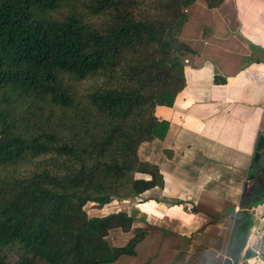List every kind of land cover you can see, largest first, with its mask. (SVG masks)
Masks as SVG:
<instances>
[{"label":"trees","instance_id":"obj_1","mask_svg":"<svg viewBox=\"0 0 264 264\" xmlns=\"http://www.w3.org/2000/svg\"><path fill=\"white\" fill-rule=\"evenodd\" d=\"M197 1L0 0V264H119L134 254L148 233L134 213L85 207L163 186L138 151L169 129L156 108L186 85L197 50L179 34ZM263 192L243 193L236 224L244 214L252 225ZM116 229L134 234L113 245Z\"/></svg>","mask_w":264,"mask_h":264},{"label":"crops","instance_id":"obj_2","mask_svg":"<svg viewBox=\"0 0 264 264\" xmlns=\"http://www.w3.org/2000/svg\"><path fill=\"white\" fill-rule=\"evenodd\" d=\"M234 1L235 14L223 13L235 20V39H230L234 52L225 55L218 47L213 59L206 52L214 45L209 38L198 45L185 40L197 50L185 62L186 85L173 106L156 108L159 118L170 121L167 134L139 146L140 158L158 165L163 186L121 200L119 209L114 200L109 204L114 208L105 205L101 214L93 215L125 210L134 213L135 226L147 228L134 254L122 255L118 262L216 264L223 259L222 264H251L260 259L264 264V242L262 249L256 225L242 251L238 240L251 224L244 214L236 224L243 193L264 191V147L254 160L258 139L264 137V0ZM190 20L188 15L185 24ZM261 206L264 203L256 207L252 223ZM254 244L263 257L255 256Z\"/></svg>","mask_w":264,"mask_h":264},{"label":"rangeland","instance_id":"obj_3","mask_svg":"<svg viewBox=\"0 0 264 264\" xmlns=\"http://www.w3.org/2000/svg\"><path fill=\"white\" fill-rule=\"evenodd\" d=\"M230 3H233L234 5L231 6ZM229 11L230 13L235 14L234 13L235 12V1L234 0L225 5L221 3L217 9L209 8L206 4V0H198L194 4V6L190 7V9L188 10V14L190 15L191 20L188 24H185L182 27L181 32L179 34L180 39L184 41L189 40V42H191L192 44L198 45L200 43L201 44L205 43L203 42L204 41L203 38H209V40H211L214 43V45L211 47L212 51H210V49H206L207 55L210 58H213V56H216V53H218V47H221V49L219 50H223V53H225V55H230L229 53H232L235 50V47L230 45L231 43L230 39L232 38L235 39V36H234L235 35V20L233 19L232 16H228L229 19H226L225 16L223 15V13L225 15L228 14ZM204 13H207L209 16H203ZM217 14L218 15L222 14V16H218ZM211 37H213V39ZM223 39H224L223 45L218 46L220 41ZM227 44L229 47L227 48V51H226ZM90 84H91V81H88V82H84L82 86L88 87ZM45 158H48V157H42L40 159H36L32 163L21 166L18 169L11 168L10 170L14 172H17V171L20 172V171L37 168L40 166V164H43L45 162ZM111 203L112 202L106 205H109ZM114 205H109L108 209H112L114 207L119 209L120 206H122L123 204L121 203V200H118V203ZM103 207H98L95 203L89 202L87 203L85 208L89 215H95V214H101L102 212L100 209ZM258 217L259 218L256 219L255 222L252 223L251 228L248 231L249 233H247L248 235L246 234L245 236L246 237L250 236L253 224L256 225V234L258 235V238L262 240V242L260 243V247H262L263 249L262 243L264 242V206L259 207ZM133 234H134L133 230L124 232L121 229H116L110 233L109 239L113 245L121 246V245H125L130 239V237L133 236ZM254 248H256V246H254ZM241 258L243 257L241 256ZM244 258H247V256ZM238 260L239 259L238 258L236 259L234 256L233 261L238 262ZM121 262L123 264L128 263V261H125V260L120 261L118 263L121 264ZM223 262H224L223 259L221 260L219 259L217 260L216 264H222ZM193 263L197 264L195 260ZM251 264H263V263L261 262L260 259H258Z\"/></svg>","mask_w":264,"mask_h":264},{"label":"water","instance_id":"obj_4","mask_svg":"<svg viewBox=\"0 0 264 264\" xmlns=\"http://www.w3.org/2000/svg\"><path fill=\"white\" fill-rule=\"evenodd\" d=\"M264 147V137L261 135L258 139L254 160L258 161L261 156V150Z\"/></svg>","mask_w":264,"mask_h":264},{"label":"built area","instance_id":"obj_5","mask_svg":"<svg viewBox=\"0 0 264 264\" xmlns=\"http://www.w3.org/2000/svg\"><path fill=\"white\" fill-rule=\"evenodd\" d=\"M189 209H191V206H189ZM253 246H256V248H254L255 254H256L255 256L256 257H261L262 256V251H261L260 247H258L257 244H254Z\"/></svg>","mask_w":264,"mask_h":264}]
</instances>
